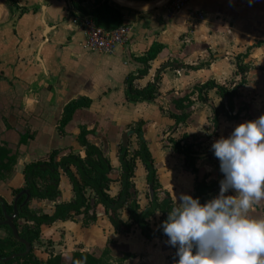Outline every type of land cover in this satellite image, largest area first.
<instances>
[{
    "label": "crops",
    "instance_id": "1",
    "mask_svg": "<svg viewBox=\"0 0 264 264\" xmlns=\"http://www.w3.org/2000/svg\"><path fill=\"white\" fill-rule=\"evenodd\" d=\"M0 8V148L14 156L11 169L0 167V198L13 206L18 195L14 191L25 185L24 170L30 162L49 161L55 151L62 157L71 148L81 149L77 138L83 128L91 131L88 139L119 168L117 150L123 146L124 133L133 131L128 145L139 144V130L149 142L155 141L152 148L156 149L161 191L168 192L175 205L180 194L193 196L197 180L203 177L216 185L206 201L218 195L223 178L219 161L197 158V173L191 172L183 156L166 146L164 136L171 129L174 140L182 144L202 141L195 148L202 153L211 150L214 141L230 135L237 125L264 115V0H190L174 13L166 5L147 11L126 9L133 34L112 54L83 46L86 36L70 22L75 12L69 0H0ZM198 13L203 14L201 19ZM46 23L51 27L47 41ZM156 43L163 46L162 51L134 85L143 88L153 84L158 71L166 66L157 83L158 93L153 100L130 101L127 78L138 75L142 65L137 59ZM239 55L247 67L244 74L238 71ZM173 62L196 68L167 66ZM209 80L236 87L239 98L235 99V109L238 112L242 107V111L237 119L225 111L220 113L216 133L205 139L212 126L211 107L219 108L223 103L216 88L206 92V101L199 97L196 85ZM186 95L192 107L186 109L188 117L180 121L175 115L182 110L175 108L172 100ZM79 103L63 125L67 107ZM71 169L76 172L75 167ZM139 172L133 178L138 199L143 202L146 196L151 200L147 170L142 165ZM119 182L112 185L111 195L120 192ZM59 188V200L43 199L37 206L54 211L58 202L73 198L63 170ZM248 214L264 218V200L255 203ZM122 215L124 220L129 217L125 209ZM4 219L3 214L0 221ZM162 222L158 209L150 218L151 227L157 230ZM27 223L32 225L22 217L17 219L19 232ZM40 230L31 252L43 264L56 255H62L68 264L75 252L90 254L104 264H176L178 259L168 237L148 238L136 226L128 233L118 232L104 213L89 225L68 219L43 224ZM8 236L9 229L0 225V239ZM18 263L31 264L23 257Z\"/></svg>",
    "mask_w": 264,
    "mask_h": 264
},
{
    "label": "trees",
    "instance_id": "2",
    "mask_svg": "<svg viewBox=\"0 0 264 264\" xmlns=\"http://www.w3.org/2000/svg\"><path fill=\"white\" fill-rule=\"evenodd\" d=\"M93 1V7H85L83 2ZM139 1V0H138ZM74 7L83 15H89L93 22L106 29H113L121 24L128 23L126 16V8L119 7L111 0H77L74 2ZM163 46L156 43L144 55L137 59L142 65L137 76H129L127 78V96L130 101L136 102L138 100H153L157 93V83L160 80L161 72L166 68L162 67L158 71L153 84H148L143 88H137L134 81L138 77L145 76L149 71V63L154 60L162 51ZM242 56H237L238 71L244 74L247 67L242 62ZM170 68H196L195 66L185 65L183 63H170ZM212 88H216L218 94L223 98L221 104L222 109L226 114L233 119H237L242 111V107L236 112L235 99H238V91L236 87L229 88L226 85L217 84L213 80H209L204 84L196 85L199 97L204 101L207 100L206 92ZM188 100L187 104H184ZM172 103L175 108L182 110L180 115H175L180 121H184L188 117L186 109L192 107V101L186 95L184 97L174 98ZM69 105L67 107V116L63 121L66 124L73 113V111L80 106ZM213 131L214 134L216 126L218 125L219 108L213 107ZM173 114V113H172ZM91 131L83 128L79 134L77 141L80 145L79 150L71 148L66 155L59 157V151H55L49 161H32L26 165L24 170L25 185L16 189L15 194L21 193L28 189L31 194L30 203L19 210V217L24 218L32 225L25 224L21 227L20 235L29 242H34L40 238V227L43 224H52L59 220H73L82 221L84 225H89L97 220L98 214L103 210L108 215L111 224L118 232H130L135 226L139 227L145 236L153 237H167L164 235L162 228L155 230L151 227L150 218L155 214L156 210L162 212L163 221L167 219L168 212L172 208L177 207L172 201L170 195L166 191H161V183L157 176L155 150L152 148V143L144 138L139 130V144H135L136 148L131 152L129 145L120 148V168L119 175L110 157L105 155L103 149L98 147L96 143L88 139ZM172 131L167 133L170 137ZM205 136V139L208 138ZM27 137L23 139V142ZM169 144L172 152L175 155L183 156L185 160V167L191 172L197 173V168L194 161L197 159L195 154L196 147L202 144V141H195L192 143L182 144L181 141L169 139ZM208 156L215 158L213 151L210 150ZM14 156H10V151L0 148V167L5 170L11 169L10 163ZM143 165L147 170V182L152 184L155 190L154 196L149 204H143L137 196V190L133 182V178L138 176L140 166ZM71 167H75L76 172H73ZM60 170L68 176L73 187V198L70 201L58 202L54 211L42 210L37 206L38 202L43 199L59 200L61 196ZM114 172L118 177L112 175ZM118 178V179H117ZM114 181L121 182V190L117 196L111 195L109 192L110 185ZM214 183L208 184L206 177L199 178L196 184V191L193 197H199L201 203L206 202V197L213 192L216 187ZM23 195L19 200L20 203L25 199ZM9 212H12L13 206L6 203ZM127 210L129 217L124 220L121 215V210ZM3 215L2 205L0 202V216ZM18 226V225H17ZM10 236L5 239H0V256H9L12 252L20 251L24 245L19 243L13 236L12 230L9 226ZM15 242L17 247H13L12 251L8 248L13 246ZM27 261L31 264H43L34 254L30 253ZM67 259V258H66ZM18 260L13 259L9 262H1L0 264H12ZM62 255L52 256L45 264H64ZM70 264H104L98 258L83 252H75L69 258Z\"/></svg>",
    "mask_w": 264,
    "mask_h": 264
},
{
    "label": "clouds",
    "instance_id": "3",
    "mask_svg": "<svg viewBox=\"0 0 264 264\" xmlns=\"http://www.w3.org/2000/svg\"><path fill=\"white\" fill-rule=\"evenodd\" d=\"M211 150L223 174L218 195L201 203L180 194L160 225L176 264H264V218L248 214L264 200V115L237 125Z\"/></svg>",
    "mask_w": 264,
    "mask_h": 264
},
{
    "label": "built area",
    "instance_id": "4",
    "mask_svg": "<svg viewBox=\"0 0 264 264\" xmlns=\"http://www.w3.org/2000/svg\"><path fill=\"white\" fill-rule=\"evenodd\" d=\"M69 1L75 12V16L69 18L70 22L84 31L86 37L83 46L86 49L102 54H112L120 46L130 41L133 34V26L130 23L121 24L113 29H106L96 25L89 15H83L78 12L74 7V2L77 0ZM189 1L190 0H170L168 11L170 13L179 12L184 9ZM82 5L85 7H93V1L83 2ZM202 17V13L197 14V18L201 19Z\"/></svg>",
    "mask_w": 264,
    "mask_h": 264
},
{
    "label": "water",
    "instance_id": "5",
    "mask_svg": "<svg viewBox=\"0 0 264 264\" xmlns=\"http://www.w3.org/2000/svg\"><path fill=\"white\" fill-rule=\"evenodd\" d=\"M112 1L115 4H117L118 6L122 7V8L136 10V11H144L143 9L145 8V6H147V10H151V9L156 8V7H159V6H162V5L167 4L170 0H164L161 3H154V4L152 3L150 5L139 6V7H134V6H131V5L125 4V3H120L117 0H112ZM0 15H1V8H0ZM50 30H51V27L46 23L45 30H44V34L46 36L45 37V41L48 40L47 39V34L49 33ZM132 132L133 131H131V132L129 131V132L124 133V135H123V147H127V145H128V139H129V136H130V134ZM195 157H197V158H203V157H206V154H195ZM149 190H150L151 197H153L154 196V193H155V190H154L152 184L149 185ZM23 195L26 196L25 197V200L19 205V200H20V198ZM30 199H31L30 191L28 189L23 190L14 199V203H13L14 212H13V214H9L8 213V209H7V206H6V202L2 198H0L1 205H2V210H3V214H4V217H5V219L3 221H0V225L9 226L11 228V230H12V233H13L14 238L19 243L23 244L26 247V250L23 253H18V254H15L14 253V254H12V255H10L8 257H0V260L1 261L6 262V261H9V260H11V259H13L15 257L26 256L31 251L32 243L29 242V241H27L23 237H21L20 232H19V229H18L17 225L15 224V220L19 216V210L21 208H23L24 206H27L30 203Z\"/></svg>",
    "mask_w": 264,
    "mask_h": 264
},
{
    "label": "rangeland",
    "instance_id": "6",
    "mask_svg": "<svg viewBox=\"0 0 264 264\" xmlns=\"http://www.w3.org/2000/svg\"><path fill=\"white\" fill-rule=\"evenodd\" d=\"M2 1V0H1ZM12 1H14V0H10V2H12ZM143 2H145V3H157V1L158 0H142ZM166 6H167V9H169V7H170V1L167 3V4H165ZM163 6V5H162ZM228 87H232L231 86V84H228ZM212 108V107H211ZM211 112H212V116H213V110H211ZM220 113H224V110L222 109V107L221 106H219V114ZM249 117L251 116L250 114H247ZM246 115V116H247ZM240 116H241V114H240ZM239 116V117H240ZM238 117V118H239ZM179 124H181V123H179ZM219 124V123H218ZM178 125H176V127H177ZM217 128H218V125L216 126V130H217ZM174 130V129H173ZM216 130H215V132H214V134L216 133ZM170 131H172L171 129H169L168 130V132L167 133H169ZM213 131V121H212V126H211V129H210V131L207 133V134H204V135H206V136H208L209 135V137L207 138V139H209L211 136H213L214 134H212L211 135V132ZM167 133H165V136H164V141H165V144H166V146H168V147H170L171 148V146H170V144H169V139H174L173 137H172V133H171V135H170V137H167ZM155 144V141H152V145H154ZM136 145H135V143H131L128 147H129V149L131 150V152L133 151V150H135V147ZM171 150H172V148H171ZM117 151H119V153L117 154V157H119L120 156V148H118V150ZM155 151H156V149H155ZM115 153H116V150H115ZM156 153V152H155ZM114 166H115V169L117 170V171H114L117 175H119V172H118V170H119V165H115V163L113 164ZM142 166V165H141ZM141 166H140V168H141ZM114 172H113V174L112 175H114V177H118L117 175H115L114 174ZM139 174H140V172L138 173V176H139ZM135 178V177H134ZM118 179V178H117ZM117 181H114V182H112L111 183V185H110V190L109 191H112V189H111V187H112V185H114V184H117L116 183ZM120 183V182H119ZM135 184V183H134ZM71 186H72V184H71ZM115 186V185H114ZM72 189H73V187H72ZM137 190V189H136ZM146 192H147V190H146ZM73 195H74V193H73ZM118 195V194H117ZM117 195H114V196H117ZM137 196H138V192H137ZM143 196H145V193L143 194ZM145 198H147L145 201H143L142 202V200L141 199H139L143 204H147V203H149L150 202V198L149 197H146L145 196ZM42 210H49L47 207L46 208H42ZM123 211H124V209L123 210H121V212L123 213ZM103 213L105 214V212L102 210L101 211V213L100 214H98V217L99 216H102L103 215ZM122 213H121V215H122ZM122 217H123V215H122ZM110 220V219H109ZM17 245L18 244H16L15 242H13V246L12 247H10V248H8V249H11V248H13V247H17ZM18 261V260H17Z\"/></svg>",
    "mask_w": 264,
    "mask_h": 264
},
{
    "label": "flooded vegetation",
    "instance_id": "7",
    "mask_svg": "<svg viewBox=\"0 0 264 264\" xmlns=\"http://www.w3.org/2000/svg\"><path fill=\"white\" fill-rule=\"evenodd\" d=\"M218 117H219V116H218ZM196 151H197V150H196ZM209 151H210V150H207V151L202 152V153H199V151H198V153H196V154H206V157H210V156H208ZM196 158H197V157H196ZM215 159H216V157H215ZM24 200H25V199H24ZM24 200H23V201H24ZM20 204H21V203H20ZM13 212H14V210H12V212L9 213V214H13ZM18 218H19V216H18V217L16 218V220H15V224H16V225H18V224H17V219H18ZM5 227H7V226H5ZM17 227H18V226H17ZM25 250H26V247L24 246L20 251L12 252L10 255H12V254H14V253H15V254L23 253V252H25ZM30 253H32V252L30 251ZM30 253H29V254H30ZM29 254H28V255H29ZM10 255H9V256H10ZM28 255H26V256L15 257V258H13V259H17V258H20V257H23V258H24V257H27ZM0 257H1V256H0ZM6 257H8V256H6ZM13 259H11V260H13ZM0 261H1V260H0ZM9 261H10V260H9ZM9 261H6V262H9ZM1 262H4V261H1ZM66 262H67V261H66ZM66 262H64V264H67ZM4 263H5V262H4ZM12 264H19V263H18V261L16 260V261L12 262ZM68 264H70V262H68Z\"/></svg>",
    "mask_w": 264,
    "mask_h": 264
},
{
    "label": "bare ground",
    "instance_id": "8",
    "mask_svg": "<svg viewBox=\"0 0 264 264\" xmlns=\"http://www.w3.org/2000/svg\"><path fill=\"white\" fill-rule=\"evenodd\" d=\"M117 1H119L120 3L129 4V5L134 6V7H139V6H145V5L152 4V2L151 3H145V2H142V1H138V0H117ZM162 1H164V0H158L157 3H161Z\"/></svg>",
    "mask_w": 264,
    "mask_h": 264
}]
</instances>
